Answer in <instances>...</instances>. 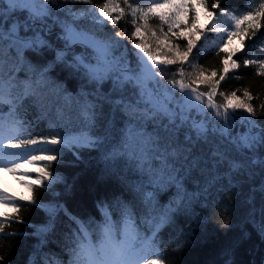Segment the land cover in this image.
Segmentation results:
<instances>
[{
	"label": "snow or ice",
	"instance_id": "1",
	"mask_svg": "<svg viewBox=\"0 0 264 264\" xmlns=\"http://www.w3.org/2000/svg\"><path fill=\"white\" fill-rule=\"evenodd\" d=\"M0 173V264H264V0H0Z\"/></svg>",
	"mask_w": 264,
	"mask_h": 264
},
{
	"label": "trees",
	"instance_id": "2",
	"mask_svg": "<svg viewBox=\"0 0 264 264\" xmlns=\"http://www.w3.org/2000/svg\"><path fill=\"white\" fill-rule=\"evenodd\" d=\"M228 6L231 7L234 11L240 12L245 8L246 0H227ZM252 3H259V0H252ZM259 43V41H258ZM238 45V42H237ZM257 55H260L259 51L257 50ZM203 62V61H201ZM215 63V61H213ZM233 83H237L233 81ZM261 81L255 80L252 81L253 89L257 90L260 88ZM43 129H38V131ZM61 171H68L67 169H61ZM25 215H29L28 211L25 212ZM37 217L36 213L32 214V218L35 219ZM208 258V252L205 249L197 248L193 249L191 252L187 253L185 256L186 264H202L204 260Z\"/></svg>",
	"mask_w": 264,
	"mask_h": 264
},
{
	"label": "rangeland",
	"instance_id": "3",
	"mask_svg": "<svg viewBox=\"0 0 264 264\" xmlns=\"http://www.w3.org/2000/svg\"><path fill=\"white\" fill-rule=\"evenodd\" d=\"M202 23H207V20L202 18ZM0 188H4L9 193H14L16 195L25 192L24 187L19 183L17 177L9 175L8 173H0Z\"/></svg>",
	"mask_w": 264,
	"mask_h": 264
}]
</instances>
